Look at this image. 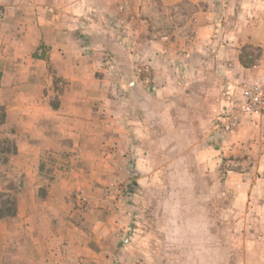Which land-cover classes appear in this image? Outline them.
<instances>
[{
	"label": "rangeland",
	"instance_id": "obj_1",
	"mask_svg": "<svg viewBox=\"0 0 264 264\" xmlns=\"http://www.w3.org/2000/svg\"><path fill=\"white\" fill-rule=\"evenodd\" d=\"M115 1L13 0L19 12L33 15L36 9L51 14L61 29L57 40L64 45L79 43L85 62L92 66L87 75L95 73L107 81L102 84L104 95L75 97L83 82L67 80L51 64L45 87L49 107L59 109L58 116L62 111L87 110L90 122L83 125L48 115L41 129L32 126L33 115L14 108L19 99L13 93L14 76L0 63V83L1 72L6 74L0 89V196L12 194L19 200L24 189L34 186L41 201H48V211L53 207L65 216L71 226L67 235L84 239L87 249L104 252L99 257L102 263L187 264L184 252L170 248L161 231L164 208L179 185L207 228L215 264H264V244L251 240L249 234L264 232L261 210H249L254 219L242 218L246 210L236 208L239 200L226 178L232 164L213 170L194 160V139L201 136L203 122L214 118L220 124L217 129L234 130L238 123L230 129L226 126L235 118L239 121L243 80H264V0H118V7ZM6 3L0 0V33L7 28ZM207 8L216 14L218 24L212 46L202 50L194 42L195 24ZM95 9L103 23L100 28L88 19L95 17ZM108 9L120 10L122 16L107 18ZM252 30L255 42L241 41L240 53L251 70L230 83L228 75H235L240 66L224 57L220 44L231 40L235 31L252 36ZM5 38L0 34V59ZM148 39L152 41L147 45ZM181 41L191 49L190 56L179 55ZM42 48L36 52L44 55ZM75 51L79 50L70 49L67 55L75 59ZM191 57L196 73L186 71ZM162 73L172 84L165 95L161 90L167 81L160 79ZM91 85L96 87L89 81ZM21 120L24 128L18 125ZM85 126L88 129L81 132ZM5 138L41 140V158L34 159L38 146L33 144L27 145L23 156L7 151ZM90 140H106V146ZM27 172L32 175L25 176ZM82 195L87 198L86 208L78 201ZM226 206L234 207L235 223H226L229 214L222 210ZM30 209L36 211L33 205Z\"/></svg>",
	"mask_w": 264,
	"mask_h": 264
},
{
	"label": "crops",
	"instance_id": "obj_2",
	"mask_svg": "<svg viewBox=\"0 0 264 264\" xmlns=\"http://www.w3.org/2000/svg\"><path fill=\"white\" fill-rule=\"evenodd\" d=\"M188 1L197 3L200 0ZM3 2H7L5 4L7 13L5 22L7 23V28H5V33H0L6 36L4 39L6 42L5 52L1 56L0 63L3 64L4 71L14 76L15 89L13 93L14 97L19 98L16 99L18 104L14 105V108L21 109L23 113L28 112L33 115L32 120L34 123L32 126H41V129L42 125L40 124H42V119L48 115L49 117H60L62 120L83 125L84 123H89L90 116L87 110L84 112L62 111V115L58 116L59 109L54 108L52 110L49 107V102L46 100L49 94L45 93V87L49 85V66L54 64L58 68V72L69 81L76 80L83 82L82 84L80 83L81 91L79 93L75 92V97L77 95H84L85 97L104 95L105 90L102 84L107 81V78L97 77L95 73H88L87 75V71H92V66L85 62L87 58L82 55L83 53L80 49L82 46L77 42L64 45L57 40L56 34L61 32V29L58 28L59 23L52 19L51 14L44 11L38 12L36 9L33 11V15L29 11L19 12L16 10L13 0H3ZM116 2L118 3V0L115 1L117 5ZM42 8V6H38V9L43 10ZM114 9L107 10L105 14L107 18L122 16V11ZM96 10H92L95 17L87 15L88 19H94L92 24L100 28L103 26V23L97 17ZM202 12L203 16H201V13L199 15L200 21L195 24L196 40L194 42L198 48L200 47L199 49L203 50L210 49L212 46L213 35L217 29L218 21L214 17L216 14H213L210 8L202 10ZM128 15L132 16L133 11ZM219 16L217 14V17ZM194 17L196 15H193ZM85 25L90 26L91 24L87 22ZM244 35H247V37ZM254 35L255 32L253 30L252 36H249L246 31H235L230 36L231 40H225V43L220 44L224 57L229 62H232L231 64L236 65L235 67L240 66V70H236L235 75L234 73L228 75L231 79L230 83L239 81L247 71L251 70L240 59L241 41L255 42ZM183 40L185 41L186 38L184 37ZM150 41L152 40L148 39L145 43L148 42V45ZM183 42L181 41L180 43L182 48L179 55L190 56L191 49ZM189 42L191 44V41ZM41 48L44 49V55L36 52ZM74 48L79 50L78 52H74L76 54L75 59L67 55L68 51L70 49L74 50ZM183 49H186V52L181 54ZM192 59L193 57H191L190 65L193 63ZM190 65L186 68L187 72H190L191 69L194 72L195 70L198 71L197 65H191L192 67ZM4 71L1 72V90L3 89L2 85L6 76ZM165 77L166 74L162 73L160 79L167 81L166 85L162 87V95L167 94L172 85L170 78ZM198 79L197 77L193 81H197ZM89 81H92V84H96V87L92 85L88 87ZM226 81L229 82V80ZM134 83V81L131 82V85ZM100 86L103 87L100 88ZM212 108L208 112H211ZM237 117L239 119L238 125L234 130L229 132L217 129L220 124L214 118L206 119L202 124L203 130L201 136L194 139L197 140L195 142L194 160L206 164L213 170H218L223 163L232 164L233 169L230 171L225 170L227 171L226 178L231 179L232 185L230 186L234 188L235 196L239 200L235 203L236 208L240 209L241 207L246 210V216L242 217L243 219H254V214L249 210L260 209L261 223H263L264 115L246 114L239 111ZM220 119L221 123L226 120L224 116ZM18 125L24 128L25 122L21 120L18 122ZM84 128L88 129L86 126L82 127L81 132H84ZM40 132L42 133V131ZM85 134L87 135V132ZM15 141L18 155H25L27 145L33 144L34 147L38 146L33 151L35 153L34 159L36 157L41 158V140ZM90 141L97 146H106V140ZM134 155H136V162L133 166L134 169H137V152ZM142 157H144V153ZM27 173L25 176H31L32 174L36 176L38 174L37 171L32 172V174L31 172ZM29 192L33 193V195L28 196L27 193ZM30 197H33V200H30ZM32 205L36 211H31ZM47 205L48 201H41V197L34 186L23 190L21 198L18 201L17 214L0 219V264H105L99 260V257H104V252L94 249L92 251L91 248L87 249L84 239H74L72 235H67L66 231L71 229V226L67 224V219L64 218L63 214H58L59 210L54 212L53 207L49 208L51 210L48 211L49 206L47 207ZM222 210L229 214L226 223H235V216L233 217L231 214V212L235 211L234 207L226 206L222 207ZM210 221L211 218L209 219V223ZM249 234H252L253 239L251 240L254 242L260 241L261 244H264V232H249ZM263 255L264 249L261 248V256Z\"/></svg>",
	"mask_w": 264,
	"mask_h": 264
},
{
	"label": "clouds",
	"instance_id": "obj_3",
	"mask_svg": "<svg viewBox=\"0 0 264 264\" xmlns=\"http://www.w3.org/2000/svg\"><path fill=\"white\" fill-rule=\"evenodd\" d=\"M168 246L184 252L187 264H215V249L206 226L197 215L194 203L177 190L164 208L161 227Z\"/></svg>",
	"mask_w": 264,
	"mask_h": 264
},
{
	"label": "built area",
	"instance_id": "obj_4",
	"mask_svg": "<svg viewBox=\"0 0 264 264\" xmlns=\"http://www.w3.org/2000/svg\"><path fill=\"white\" fill-rule=\"evenodd\" d=\"M240 110L246 114L264 115V80H243L240 88ZM236 118L231 120L227 124V128L230 129L237 125ZM83 207H87V198L85 196H79L78 199Z\"/></svg>",
	"mask_w": 264,
	"mask_h": 264
},
{
	"label": "trees",
	"instance_id": "obj_5",
	"mask_svg": "<svg viewBox=\"0 0 264 264\" xmlns=\"http://www.w3.org/2000/svg\"><path fill=\"white\" fill-rule=\"evenodd\" d=\"M3 141L8 143L7 151L11 150L17 153V145L15 140L5 138ZM2 149V147H0ZM18 198L12 194H1L0 196V219L9 216H15L18 212Z\"/></svg>",
	"mask_w": 264,
	"mask_h": 264
}]
</instances>
